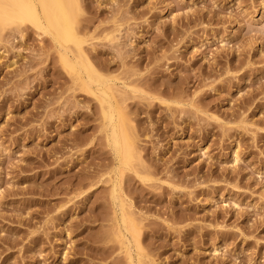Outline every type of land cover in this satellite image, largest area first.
<instances>
[{"label":"rangeland","instance_id":"374dc122","mask_svg":"<svg viewBox=\"0 0 264 264\" xmlns=\"http://www.w3.org/2000/svg\"><path fill=\"white\" fill-rule=\"evenodd\" d=\"M79 1L98 67L169 106L127 102L153 264H264V0ZM24 34L0 42V264H122L95 104Z\"/></svg>","mask_w":264,"mask_h":264},{"label":"bare ground","instance_id":"6f19581e","mask_svg":"<svg viewBox=\"0 0 264 264\" xmlns=\"http://www.w3.org/2000/svg\"><path fill=\"white\" fill-rule=\"evenodd\" d=\"M81 14L79 0H0V42L4 33L23 40L29 28L37 36L47 37L60 69L70 78L71 90L95 104L99 133L109 159L107 171L89 190H96L98 184L108 185L110 213L106 215L109 225L105 235L116 244L122 264H153L143 247V220L125 191L132 180L142 185L153 181L144 165L137 127L127 111V102L140 98L169 106L98 67L84 48L87 40L78 27ZM105 39L113 42L116 37L106 35ZM172 104L180 106L178 102Z\"/></svg>","mask_w":264,"mask_h":264}]
</instances>
